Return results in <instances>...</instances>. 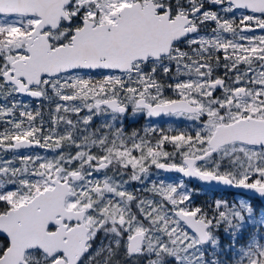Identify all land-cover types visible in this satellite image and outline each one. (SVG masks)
I'll use <instances>...</instances> for the list:
<instances>
[{"label":"snow or ice","instance_id":"snow-or-ice-1","mask_svg":"<svg viewBox=\"0 0 264 264\" xmlns=\"http://www.w3.org/2000/svg\"><path fill=\"white\" fill-rule=\"evenodd\" d=\"M153 167L264 200V0H0V264H264V206Z\"/></svg>","mask_w":264,"mask_h":264},{"label":"flooded vegetation","instance_id":"flooded-vegetation-1","mask_svg":"<svg viewBox=\"0 0 264 264\" xmlns=\"http://www.w3.org/2000/svg\"><path fill=\"white\" fill-rule=\"evenodd\" d=\"M257 34H259V32H257ZM89 74L91 76H93L94 78H99L102 74H106V73H101L99 71H91ZM164 82L167 84L170 81L165 79ZM164 94L166 96L172 95V93L167 89L165 90ZM21 99H25V101L29 102V103H32V100H33L32 98L27 97V96L21 97ZM46 108H47V106H46ZM87 114L88 113L86 110L82 113V115H87ZM96 118L100 121H96V119L94 118V120H93L94 122H92V126H94V127H97L101 123H103L105 117L104 116H97ZM73 119H75V117H73ZM121 122L123 123V127H124L126 132L131 133L132 131L139 130L141 135H143V129L145 127H156L158 129H164V130H167L169 128L185 129L190 124V122L185 121L184 118L169 116V115H160V116H156V117H147L146 114H144V113H137V114L133 115L131 108H129L128 113L122 118V121L118 120V121H115L114 123L116 124V126H119ZM165 147H166V150H168V151L172 150L171 145H166ZM30 150L45 151L44 149H40V148H33V149L26 150V151L28 152ZM109 174H111V170H109ZM175 178H179L180 180L183 179L185 184L186 185L189 184L190 188H192L194 190L204 188V189L210 191L211 193H209V195L213 198V200L216 199V195H224L220 191L223 189H214V188H211L207 185L200 184L197 182H189L188 180H187L188 183H186V179L183 178L182 176L176 175L170 171L157 170L154 167L151 169V173L148 177V182H150L152 180H155V181L164 180L165 182H168L169 179L175 180ZM125 179H127V177H125ZM148 182H146L144 185H141L138 182H132L129 186H132L134 189H139L141 187L149 186ZM226 191L227 190H224L225 193H226ZM227 192H230V191H227ZM140 193H143V192H140ZM197 194L201 195L200 193H197ZM241 196H244V195H241ZM254 200H256V202H257V209L258 210L261 206H264L263 200L253 199V202H254ZM221 237H225V236L221 235Z\"/></svg>","mask_w":264,"mask_h":264},{"label":"rangeland","instance_id":"rangeland-1","mask_svg":"<svg viewBox=\"0 0 264 264\" xmlns=\"http://www.w3.org/2000/svg\"><path fill=\"white\" fill-rule=\"evenodd\" d=\"M23 100H25V99H23ZM29 103V102H28ZM30 104H32L33 105V107H35V104H36V101L35 100H32V103H30ZM95 119H96V121H100V120H98L96 117H95ZM104 120H105V118H104ZM185 121H187V120H185ZM94 122V121H93ZM93 128H95L94 126H92ZM27 151L26 150H21V154H25ZM28 152H31V153H39V154H41V155H48V156H51V155H53V153H51V152H45V151H42V150H30V151H28ZM8 156H11V153H9V154H5V158H7ZM180 181V179L179 178H175V180H173V179H169V181L168 182H171V183H177V182H179ZM185 183V182H184ZM129 187V190H133L134 188L132 187V186H128ZM195 191L196 192H198V193H200L201 195L202 194H207V193H211L210 191H208V190H206V189H204V188H201V189H195ZM138 195H146L145 193H138ZM239 198H248V197H244V196H236L234 199H239ZM234 199H232V200H228L229 202H231V201H233ZM133 210L135 211V207L133 206ZM221 235H224L225 237H221V240H222V243L225 245V246H227V244L229 243V240H228V238L226 237V235L225 234H223V232H221Z\"/></svg>","mask_w":264,"mask_h":264},{"label":"trees","instance_id":"trees-1","mask_svg":"<svg viewBox=\"0 0 264 264\" xmlns=\"http://www.w3.org/2000/svg\"><path fill=\"white\" fill-rule=\"evenodd\" d=\"M186 183H188V181L186 180ZM187 187L190 188L189 184H187ZM192 189V188H190ZM194 190V189H193ZM221 192L224 194V195H216V198H224V199H227V200H232L234 199L236 196H239L240 194H235L234 192H224V190H221ZM198 192H196L194 190L193 192V201L197 204H208V203H211L213 201V198L209 195V193L207 194H202V195H198L197 194ZM196 194V195H195ZM241 196V195H240ZM209 197V198H208ZM210 199V200H209ZM254 205L257 207V202L256 200H254Z\"/></svg>","mask_w":264,"mask_h":264},{"label":"water","instance_id":"water-1","mask_svg":"<svg viewBox=\"0 0 264 264\" xmlns=\"http://www.w3.org/2000/svg\"><path fill=\"white\" fill-rule=\"evenodd\" d=\"M162 115H163V114H162ZM171 172L176 173V174L182 176V174H180V173H178V172H175V171H171ZM186 179L189 180L190 182L201 183V184L208 185V186H210V187H212V188H215V189H223V190L232 191V192H235V193H240V194H244V195H248V196L253 197V194H252V193L247 192L246 190H243V189L229 188V187H226V186H223V185H217V184H215L214 182L211 183V184H208V183L200 182V181H198V180H196V179H188V178H186ZM256 198H258V197H256ZM258 199H259V198H258ZM263 201H264V200H263Z\"/></svg>","mask_w":264,"mask_h":264},{"label":"bare ground","instance_id":"bare-ground-1","mask_svg":"<svg viewBox=\"0 0 264 264\" xmlns=\"http://www.w3.org/2000/svg\"><path fill=\"white\" fill-rule=\"evenodd\" d=\"M171 172V171H170ZM221 191V190H220ZM227 192V191H226ZM231 192V191H230ZM236 194V193H235ZM196 195V194H195ZM193 197H194V195H193ZM209 198V197H208ZM210 200V199H209Z\"/></svg>","mask_w":264,"mask_h":264}]
</instances>
